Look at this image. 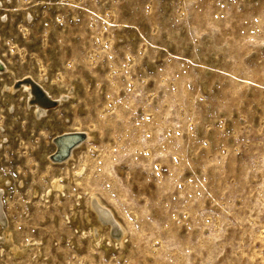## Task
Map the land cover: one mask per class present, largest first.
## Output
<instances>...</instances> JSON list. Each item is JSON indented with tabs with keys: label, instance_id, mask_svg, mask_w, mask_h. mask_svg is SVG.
Instances as JSON below:
<instances>
[{
	"label": "rangeland",
	"instance_id": "rangeland-1",
	"mask_svg": "<svg viewBox=\"0 0 264 264\" xmlns=\"http://www.w3.org/2000/svg\"><path fill=\"white\" fill-rule=\"evenodd\" d=\"M0 61L2 196L26 249L0 264H264V0H0ZM29 74L73 95L34 117L1 87ZM71 128L93 141L50 166ZM90 194L124 247L90 236Z\"/></svg>",
	"mask_w": 264,
	"mask_h": 264
},
{
	"label": "bare ground",
	"instance_id": "bare-ground-1",
	"mask_svg": "<svg viewBox=\"0 0 264 264\" xmlns=\"http://www.w3.org/2000/svg\"><path fill=\"white\" fill-rule=\"evenodd\" d=\"M1 62L2 61H0V68H3V70L5 72L11 73L12 70H10V67H7L2 62L5 65V66H3ZM4 71H2V72H4ZM11 74H13V72ZM23 81H25V82H23ZM27 81L30 82V84H28ZM17 82L20 85H18V86L16 85V87H14L15 83H17ZM44 86L41 85L38 81H36V79H34L33 75L29 74L28 76L27 75H25V76L20 75L18 77L13 76V80L10 83V85L5 81L2 83L1 87H2V90L5 89L9 95L15 93V91H16L15 89L18 88L17 89L18 99H20V100H21V97H24L25 100L27 99L29 101L30 100L34 101V99H35V102L31 101V104L28 103L27 105L31 106V109L34 113L33 114L34 117H40V116H43V114H45L47 112L46 109L48 108L47 106L44 105L45 100L43 99V94L45 95V97L47 99L52 100L50 90L47 89V86L46 87H44ZM39 91L43 94L41 95L39 93ZM72 95L70 92H68V89L58 90L56 93V96H55L58 99V100H56V102L61 103L62 100L69 98ZM53 100H55V99H53ZM13 103L14 102L10 99L7 101L6 106L7 107H13ZM69 129H70V127H69ZM4 133H6V132H4ZM79 133L83 134L84 139L74 149H76L78 147L81 148L84 145L90 144L91 141H93V134L91 132L86 131L85 129H81V128H75V129L73 128L71 131L65 130L64 132H61V133H54V135L51 138L52 149L49 152L44 154V156L47 158L48 164L50 166H52V167L54 166L56 168H60L62 166H67L68 163L70 162V160L72 158H74V149H72L69 152L67 158H65L63 161H60V162L51 161L50 158L51 157L55 158L54 155H56V154H57L56 158H61V157L65 156V153H66L65 150L67 147L66 143L72 144L73 142H76L75 139L74 140L72 139L69 141H60L56 144L54 142V140L56 138H59L60 136H63V135L79 134ZM0 137H1L0 142L2 140L7 139L5 136H0ZM4 181H5L4 179L0 180V246H5L13 256L19 257L22 254H24L26 249H25V247L21 248L16 243L15 232L13 231V229L11 228V226L8 223V217H7L5 209H4V199L2 196L3 192H4V189H3ZM52 187L60 192L62 185H60L58 183V180H57V181H52ZM36 193H37L36 190H34L33 194L36 195ZM88 196H90V197L87 200L86 211L83 215V219L86 223H88V222H90L89 215H91L93 217V223L89 224L90 225L89 226L90 227L89 228L90 236L92 238H94V241L98 242L100 240V237H101L100 232L102 230H104L105 233L107 234V235L106 234L105 235L109 238V240L114 245H116L117 247H124L127 231H126V228L124 227V225L122 224V222L114 214V210L108 204H106L104 202V200L102 198H100L99 196H97L95 194H90Z\"/></svg>",
	"mask_w": 264,
	"mask_h": 264
},
{
	"label": "water",
	"instance_id": "water-1",
	"mask_svg": "<svg viewBox=\"0 0 264 264\" xmlns=\"http://www.w3.org/2000/svg\"><path fill=\"white\" fill-rule=\"evenodd\" d=\"M23 82H25V81H23ZM18 85H20V84L17 83V86H18ZM39 93L42 95V93H41L40 91H39ZM44 100H45V99H44ZM80 137H82V136H80ZM54 142L57 144V140H54ZM64 157H65V156H64ZM52 158H53V157H52ZM61 159H62V157H61Z\"/></svg>",
	"mask_w": 264,
	"mask_h": 264
}]
</instances>
